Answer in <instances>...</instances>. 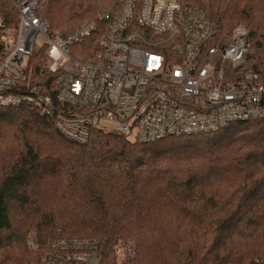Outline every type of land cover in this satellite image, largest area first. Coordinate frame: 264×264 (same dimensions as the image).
<instances>
[{"label":"trees","instance_id":"1","mask_svg":"<svg viewBox=\"0 0 264 264\" xmlns=\"http://www.w3.org/2000/svg\"><path fill=\"white\" fill-rule=\"evenodd\" d=\"M36 1L50 33L63 37L98 22L112 3ZM179 1L201 9L224 40L245 24L247 65L264 80V0ZM17 26V11L0 0V40ZM44 61L43 49L33 51L25 83L46 91L53 77ZM30 233L41 248L96 239L107 264H264V119L156 142L92 129L79 143L59 131L55 115L0 105V245H14L0 264L37 258L24 245ZM120 241L134 259L117 261Z\"/></svg>","mask_w":264,"mask_h":264},{"label":"built area","instance_id":"2","mask_svg":"<svg viewBox=\"0 0 264 264\" xmlns=\"http://www.w3.org/2000/svg\"><path fill=\"white\" fill-rule=\"evenodd\" d=\"M8 2L18 26L14 36L1 39L0 105L55 115L71 140L86 142L100 129L156 142L264 119V80L247 65L245 24L224 40L201 9L179 0H112L98 22H84L63 37L37 15L38 1ZM38 49L53 77L46 91L25 83L29 57ZM29 244L39 257L25 264H107L93 238H59L36 250L33 236ZM114 255L120 263L136 251L120 241Z\"/></svg>","mask_w":264,"mask_h":264},{"label":"rangeland","instance_id":"3","mask_svg":"<svg viewBox=\"0 0 264 264\" xmlns=\"http://www.w3.org/2000/svg\"><path fill=\"white\" fill-rule=\"evenodd\" d=\"M129 139H133V137L132 136H130V138ZM34 236V234L33 233H30L29 234V236L26 238V241H25V246H26V248L28 249V250H31V251H34V252H38V251H35V249H32V248H30V244H29V241H30V238H32ZM12 241H13V239H12ZM10 243H11V240H10ZM37 243H39V242H37ZM40 244V243H39ZM0 260H5L7 257H9V255L11 254V253H13L14 252V245H7V246H2V242H1V245H0ZM19 249L20 248H18L16 251H15V253H17V252H19ZM40 249H42V248H40V246H39V248H37L36 250H40ZM18 254V253H17ZM38 254H39V252H38ZM38 257H39V255L37 256V258L35 259V260H37L38 259ZM136 257V256H135ZM26 259V258H25ZM28 259V258H27ZM26 259V260H27ZM30 259V258H29ZM28 259V260H29ZM31 261H34V260H31ZM118 261V260H117Z\"/></svg>","mask_w":264,"mask_h":264}]
</instances>
